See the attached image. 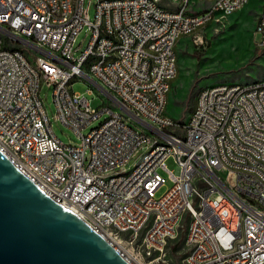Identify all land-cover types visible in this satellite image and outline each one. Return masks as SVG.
<instances>
[{
    "label": "built area",
    "instance_id": "built-area-1",
    "mask_svg": "<svg viewBox=\"0 0 264 264\" xmlns=\"http://www.w3.org/2000/svg\"><path fill=\"white\" fill-rule=\"evenodd\" d=\"M62 3L63 11L74 8L73 17L58 18L55 0H0V139L24 154L27 168L5 156L33 184L34 171L55 183L70 180L60 193L35 185L123 253L122 246L163 261L187 215L185 264H264V81L208 89L191 124L170 118L163 99L172 77L170 45L213 23L214 14L242 9V0H216V8L197 10L191 0H181V7L172 0H96L93 21L90 0L87 8L85 0ZM258 18L256 46L264 54V0ZM83 29L89 42L74 57ZM28 38H35L41 55H33ZM42 50L54 60H43ZM32 64H42L43 73H33ZM82 65H90V75L74 79ZM77 80L99 88L112 107H92L85 97L91 89L73 92ZM43 85L52 88L56 119L79 145L53 134L39 96ZM45 135H52L54 150H47ZM140 143H148L144 165L127 168V155ZM249 202H257V212L249 211ZM80 208L88 216H80Z\"/></svg>",
    "mask_w": 264,
    "mask_h": 264
},
{
    "label": "rangeland",
    "instance_id": "rangeland-1",
    "mask_svg": "<svg viewBox=\"0 0 264 264\" xmlns=\"http://www.w3.org/2000/svg\"><path fill=\"white\" fill-rule=\"evenodd\" d=\"M88 1L85 0V8L88 6ZM95 1L90 0L91 4L88 7V15L92 21L95 14ZM165 3L166 1L163 2V5ZM262 4L263 0H249L242 9L232 16L218 15L213 23L207 27L178 41L176 46L178 72L168 96L166 109L170 118L188 124L193 114L191 108L195 102V109L200 93L206 88L219 84L251 85L264 81V54L258 50L256 46L258 37L255 36L256 18L258 20L257 11ZM88 42L89 33L83 29L78 34L74 44V57L81 54ZM79 44L78 50L75 51ZM33 54L40 55L37 52ZM35 65L43 69V65ZM87 89H91L93 92L92 95H85L92 107H112L110 98L89 82L77 80L72 85V90L75 93L82 94ZM39 96L55 137L65 145H79L80 138L56 119L52 88L43 85L39 91ZM113 109L116 112H121L118 107ZM102 120L103 118L88 126L81 134L86 135L90 129L97 127ZM125 120L130 127L138 129L134 121ZM166 165L169 169L175 168L172 160H169ZM130 166L131 163L127 165V168ZM164 190L161 189L157 196L162 194ZM188 223L189 217L185 215L179 224L177 236L184 237ZM122 247L125 250L124 253L115 246L130 264H171L168 249L162 258L163 261L152 262L151 258L144 255L143 257L136 256L132 249ZM181 253L184 255L183 262L185 264L187 248L182 249Z\"/></svg>",
    "mask_w": 264,
    "mask_h": 264
},
{
    "label": "water",
    "instance_id": "water-1",
    "mask_svg": "<svg viewBox=\"0 0 264 264\" xmlns=\"http://www.w3.org/2000/svg\"><path fill=\"white\" fill-rule=\"evenodd\" d=\"M0 264H128L0 151Z\"/></svg>",
    "mask_w": 264,
    "mask_h": 264
},
{
    "label": "bare ground",
    "instance_id": "bare-ground-1",
    "mask_svg": "<svg viewBox=\"0 0 264 264\" xmlns=\"http://www.w3.org/2000/svg\"><path fill=\"white\" fill-rule=\"evenodd\" d=\"M131 1H144V0H131ZM177 1V7H181V0H172V6H174V2ZM195 1L200 7L206 8H216V0H191ZM248 0H242V7L247 4ZM66 4H73V6H80L81 0H66ZM240 10V7H232L226 11V17L231 16L232 14L236 13ZM55 11L58 12V18H65L66 17H73L74 16V8L73 7H66L65 11H63V3L62 0H55ZM222 14H214V19ZM224 16V15H223ZM260 31V18L257 20V24L255 27V33ZM197 31L191 33L193 35ZM188 37V36H182ZM179 41V40H178ZM177 41V42H178ZM177 42H174L169 47V59L171 61L172 67V77L168 80V87H165L163 90V99L168 100V94L171 89V82L177 76V60L175 53V46ZM113 44L114 45H121V38L120 37H113ZM28 47H30V51L33 53L37 52L41 55V47H38V43L35 42V38H28ZM34 55V54H33ZM42 58L43 60H54V53L50 50H42ZM42 66V64H39ZM32 72L33 73H43L42 68H38L35 64H32ZM90 75V65H82L80 70L74 71V79H84L86 76ZM232 84H223V86H231ZM256 84L251 85H244V86H255ZM213 87H209L204 89L198 99L195 109L193 110L192 117L188 124L193 122V116L196 112H198L200 98L202 95H205L208 92V89H213ZM184 124V123H183ZM45 142L47 150H54V140H52V135H45ZM0 150L4 155H8L10 158H16V165L20 168H27V161L25 160L24 154H17V148H13L10 144L8 138H1L0 139ZM148 150V143H140L136 149V152H132L131 154L127 155V163H131V169H138L139 166L144 165V157ZM33 182L37 184V186L42 187L47 192L50 193H60L64 192L65 190L70 188V180H62L59 183H55L54 181L50 180L49 178L45 177L41 171H34L33 172ZM65 208L64 204H60ZM249 211L250 212H257V202H249ZM262 214H264V203H262ZM80 216H88V209L87 208H80ZM82 219V218H81ZM84 220V219H83ZM87 224H89L86 220H84ZM90 225V224H89ZM99 233V232H98ZM101 234V233H99ZM101 236L112 245V247L117 250L110 241L105 238L104 235ZM205 246L206 247H213V240L212 239H205ZM119 252V250H117ZM120 253V252H119ZM121 254V253H120ZM122 255V254H121ZM125 261L130 264V262L122 255ZM209 261H216V254H209Z\"/></svg>",
    "mask_w": 264,
    "mask_h": 264
},
{
    "label": "trees",
    "instance_id": "trees-1",
    "mask_svg": "<svg viewBox=\"0 0 264 264\" xmlns=\"http://www.w3.org/2000/svg\"><path fill=\"white\" fill-rule=\"evenodd\" d=\"M209 24L205 25L207 27ZM204 27V28H205ZM195 105V102H194ZM194 105L191 108L194 109ZM185 248V235L184 237L177 236V238L168 242L167 249L171 258V264H184V255L181 253V250ZM187 255V253L185 254Z\"/></svg>",
    "mask_w": 264,
    "mask_h": 264
},
{
    "label": "crops",
    "instance_id": "crops-1",
    "mask_svg": "<svg viewBox=\"0 0 264 264\" xmlns=\"http://www.w3.org/2000/svg\"><path fill=\"white\" fill-rule=\"evenodd\" d=\"M249 1V0H248ZM248 3V2H247ZM177 5H178V3H177V1H175L174 2V6L173 7H177ZM198 7H200L199 5H198ZM193 9L194 10H197L198 8H197V5H193ZM260 9H261V7L259 8V10L257 11V17H258V14H259V12H260ZM233 15V14H232ZM231 15V16H232ZM256 21H257V18H256ZM255 24H256V22H255ZM210 25V24H209ZM254 27H255V25H254ZM182 38H184V37H182ZM181 38V39H182ZM178 43V42H177ZM176 46H177V44H176ZM176 46H175V53H177V50H176ZM259 50V49H258ZM176 60H177V54H176ZM177 72H178V61H177ZM176 79V78H175ZM175 79L171 82V88H172V84H173V82L175 81ZM170 91H171V89H170ZM170 93V92H169ZM168 96H169V94H168ZM196 101V100H195ZM167 105H168V103H167ZM195 106V105H194ZM166 109H167V107H166ZM193 110V109H192ZM167 111V110H166ZM167 114V113H166Z\"/></svg>",
    "mask_w": 264,
    "mask_h": 264
}]
</instances>
